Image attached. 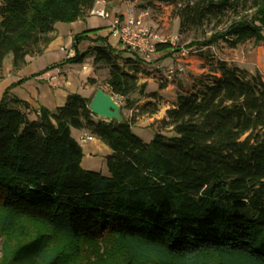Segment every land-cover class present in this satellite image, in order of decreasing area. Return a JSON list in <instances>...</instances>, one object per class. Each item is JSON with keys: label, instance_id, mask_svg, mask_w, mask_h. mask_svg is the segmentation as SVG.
I'll use <instances>...</instances> for the list:
<instances>
[{"label": "trees", "instance_id": "16d2710c", "mask_svg": "<svg viewBox=\"0 0 264 264\" xmlns=\"http://www.w3.org/2000/svg\"><path fill=\"white\" fill-rule=\"evenodd\" d=\"M94 1L0 0V70L8 55L11 68L19 69L27 57L41 54L54 24L85 18ZM225 11L235 18L191 44L264 41V0H193L176 13L178 31L218 21ZM88 37L85 31L73 35L74 55L65 62L81 63L89 54L93 72L107 69L110 94L155 100L136 76L148 60L123 47L119 53L107 36H96L79 52ZM155 49L179 50L170 42ZM87 83L96 85V79ZM90 98L68 93L49 110L15 96L11 86L4 90L0 264H264L259 75L212 61L195 89L176 91L147 142L122 112L120 122L92 114ZM147 102L142 109L150 105L148 112L155 113V103ZM71 128L108 146L106 175L81 167L82 150Z\"/></svg>", "mask_w": 264, "mask_h": 264}, {"label": "rangeland", "instance_id": "374dc122", "mask_svg": "<svg viewBox=\"0 0 264 264\" xmlns=\"http://www.w3.org/2000/svg\"><path fill=\"white\" fill-rule=\"evenodd\" d=\"M126 1L127 4L133 5L136 10H148L149 16L144 18L143 24L150 26L162 37L168 39L174 49L178 51L169 53V50L159 51L147 58L148 61H143L140 65L142 71L141 74L149 80L140 83H145V91L147 94L155 92V100H148L137 94H131L127 99H123L119 96L113 95L117 100L121 112L124 117L130 122L131 130L143 141H149L155 132V129H159V119L155 118V114L163 104H170L173 100L176 91L178 90H192L198 86V80L205 79L208 75V67L212 61L225 60L228 63L235 64L238 67L245 69L249 74H257L264 81V41L248 40L236 47H230L228 44L219 40L215 44L210 46H202L200 44H191L194 42H202L209 37L214 31L223 29V27L230 22L235 15L232 11H225L219 16L217 20H207L204 25L195 29H185L182 33L178 31V18L177 11L184 5L192 3L193 0H106V9L110 4H120ZM127 4L120 5L116 10L107 9L110 14L116 12L117 14L126 13ZM240 14L250 13V10L237 9ZM107 19L95 15H89L85 18H78L72 22H56L55 33L49 50L45 52L43 56L37 58H28L27 63L29 67L33 68H45L49 64H56L61 61L62 58L68 52L69 48L72 50L71 56L74 55V48L72 46L73 35L85 31L90 37L82 40L78 44V51L82 52L93 42L96 36H107V41L112 48L118 44L117 40L108 33ZM121 46V45H120ZM64 48V52H59L58 49ZM183 50L185 57L182 58V65L184 71L181 73H175L170 78L163 75V70L169 67H175L177 65V55ZM69 56V57H71ZM10 56H6L3 60V66L7 67ZM145 59V58H144ZM123 59H119V62ZM88 65L90 68L91 55H86L81 63L79 62H64V69L70 70V74L66 76L67 85L59 82L58 79L51 81L55 86L60 85L56 89L67 90L68 93H78L84 97H92L96 90V85L105 91H109V88L105 85L104 80L107 75V69L101 67L94 72L96 77L95 87L85 82L86 78L90 75L89 72L85 73L81 70V65ZM83 65V66H85ZM125 64H123L124 66ZM130 66L125 65L124 68ZM2 68V67H1ZM139 78H143L140 76ZM48 80L53 79V76L47 77ZM25 81V80H24ZM53 84V85H54ZM168 88H165L167 85ZM49 87V86H47ZM51 87V88H50ZM50 89H55L50 85ZM95 89V90H94ZM56 90V91H59ZM19 92V91H18ZM163 101L164 103L162 104ZM155 103V113H149L147 110L142 109L145 103ZM71 134L77 137V130L71 129ZM163 132L170 134L169 130H163ZM98 143L99 148L95 150V153H89L90 143H79L82 147V157L80 165L84 169L98 171L101 174L106 175L108 173L105 164V155L110 152L108 146L93 139Z\"/></svg>", "mask_w": 264, "mask_h": 264}, {"label": "crops", "instance_id": "0c3cea01", "mask_svg": "<svg viewBox=\"0 0 264 264\" xmlns=\"http://www.w3.org/2000/svg\"><path fill=\"white\" fill-rule=\"evenodd\" d=\"M122 4L126 5L127 2L124 1L118 5L111 3L109 8H107V9L116 10ZM113 14H117V13L114 12ZM107 25H108V21H107ZM54 33H55V27H54V30L50 33L52 38H53ZM51 41H52V39H51ZM51 41L45 46V48L41 54L33 56V57H27L26 63L22 67H20L19 69H12L11 68L10 59H9V63L7 64V67H4L2 64V68L0 70V98H1L4 90L6 88H8L9 86H11V93L12 94H14L15 96L27 101L33 107L44 106L49 110H53L55 107H57L63 103L65 96L68 94L67 90L56 89L60 85L58 84L57 86H55L54 83H50V82L55 80V79H58L59 82L67 85L66 76H68L70 74V70L64 69V62H65L66 57H68V56H66V51H65V56L62 58L61 61L57 62L56 64H49V65L45 66V68H33L32 66L29 67L28 64H30V63H27L28 58H33V59L37 60V58H40L41 56H43L45 54V52H47L49 50V46L51 44ZM91 44H93V42ZM113 49L116 51H119V53L121 52V46L119 44H117L115 46V48H113ZM58 51L64 52V50H61V49H58ZM122 54L127 55V53H125V52ZM91 62H92V56H91ZM83 65H85V64L81 65V70L83 72L87 73V72H89V69H90V75L88 77H92V78L96 79L95 74L92 71V65L90 64V68L88 67V65H85L84 66L85 69L82 68ZM49 76H53V79L48 80L47 77H49ZM136 76L138 78V83L143 82V81H147V82L149 81L141 74V72H138L136 74ZM140 76H142L143 78H139ZM87 78H86V81H84V83L87 82ZM21 79H24L25 81L23 80L20 83H16L17 81H19ZM50 85L55 87V89H50L51 88ZM47 86H49L50 88ZM92 86L95 87V85H92ZM168 86H170V85L168 84L167 86H165V88H168ZM56 90H59V91H56ZM142 97H144L146 101H148V100L153 101L154 100L150 96L144 95ZM161 102H162V104L164 103L163 101H161ZM172 102H173V100H171L170 104H168V103L163 104L162 107L160 109H158L157 113L155 114V118L156 119L162 118L165 110L172 104ZM76 130H77V137L79 135H83V134L87 133L83 130H79V129H76ZM77 137H74V138L77 140ZM96 140H98V139H96ZM89 147L91 149V151H89V153H95L94 151L99 148V145H98V143H96V141L92 140ZM81 150H82V147H81Z\"/></svg>", "mask_w": 264, "mask_h": 264}, {"label": "built area", "instance_id": "2783aa9c", "mask_svg": "<svg viewBox=\"0 0 264 264\" xmlns=\"http://www.w3.org/2000/svg\"><path fill=\"white\" fill-rule=\"evenodd\" d=\"M105 5L106 0H95L88 14L107 19L108 33L129 52L137 53L140 57L147 59L156 53V43L168 42V39L162 37L150 26L143 24L144 18L149 16L148 10L138 11L133 5L127 4L125 15L110 14ZM61 50L65 49L61 48ZM71 54L72 50L69 48L66 56L69 57ZM176 57L177 65L174 68L169 67L163 70V75L167 78L184 71L181 59L185 57V52L181 50ZM82 68L85 69L84 66ZM93 139L94 136L89 133L77 137L79 143H86Z\"/></svg>", "mask_w": 264, "mask_h": 264}, {"label": "water", "instance_id": "95a60500", "mask_svg": "<svg viewBox=\"0 0 264 264\" xmlns=\"http://www.w3.org/2000/svg\"><path fill=\"white\" fill-rule=\"evenodd\" d=\"M89 111L95 116L114 121H122L120 105L112 94L98 87L88 103Z\"/></svg>", "mask_w": 264, "mask_h": 264}]
</instances>
